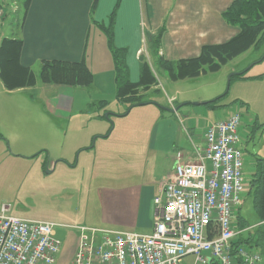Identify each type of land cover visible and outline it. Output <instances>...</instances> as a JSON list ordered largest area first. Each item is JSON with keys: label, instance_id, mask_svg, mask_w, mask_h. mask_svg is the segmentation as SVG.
Listing matches in <instances>:
<instances>
[{"label": "crops", "instance_id": "crops-1", "mask_svg": "<svg viewBox=\"0 0 264 264\" xmlns=\"http://www.w3.org/2000/svg\"><path fill=\"white\" fill-rule=\"evenodd\" d=\"M24 1L0 0L4 11L0 17V46L5 38L21 39V64L33 69L38 80L34 86L8 90L0 78L3 93L27 95L15 96L3 103V116H9L3 119V130H0L3 153L9 151L6 144L9 140L16 144L17 154L31 158L40 156L34 176L45 182L43 191L58 197L60 206L67 201V207L56 208V220L43 216L44 212L34 211L31 203L22 204L18 210L6 206L9 215L56 224L55 237L62 245L55 264H72L80 226L151 233L154 200L162 195L163 182L173 175L178 153L182 154V163L196 161L195 150L205 146L207 126L234 112H240L242 118L244 139L240 146L252 156L248 158L245 154L247 160H244V173L246 163L251 166L249 187H246L249 191L256 158L264 157V131L258 133L255 131L258 125L254 128L249 125L253 115L243 106L229 108L222 117L218 107H226V104H203L213 99L204 95L195 99L200 105L191 103L193 99L184 101L183 105L207 108H194L182 115L183 106L167 94L172 111L165 109L166 115L159 112L145 135L112 139L109 121L110 117L126 115L130 105L121 107L125 102L117 97V70L104 28L112 29L117 48L126 49L130 78L138 82L143 60L151 69L150 59L157 65L151 41L161 28L164 32L160 55L174 61L197 57L204 45L221 44L235 37L240 28L228 23L223 16L234 0H97L96 5L95 0H31L23 19ZM145 30L151 41L144 37ZM83 58L94 75L91 86L71 87L40 81L42 61L77 62ZM153 73L156 76L155 70ZM256 77L246 80L260 88L258 92L264 102V73ZM159 86L154 85L147 91ZM114 104H118L119 109H111ZM148 104L153 103L144 106ZM25 106L33 113L24 122L17 117ZM256 118L260 122L259 113ZM251 143L252 151L249 150ZM78 172L84 177L77 178L73 185L72 176ZM97 173L101 177H94ZM25 179L29 183L28 175ZM84 205L86 216L82 217ZM246 221L241 217L240 222ZM255 224L259 226V222ZM239 230L243 231L244 238H251L258 227ZM252 248L264 256L260 247Z\"/></svg>", "mask_w": 264, "mask_h": 264}, {"label": "built area", "instance_id": "built-area-1", "mask_svg": "<svg viewBox=\"0 0 264 264\" xmlns=\"http://www.w3.org/2000/svg\"><path fill=\"white\" fill-rule=\"evenodd\" d=\"M241 124L240 112L211 122L194 162L182 163L178 153L173 175L154 200L151 233L80 226L72 264H264L261 253L245 245L235 253L233 246L243 232L236 220L245 190ZM8 212L3 206L0 264H55L62 245L56 224Z\"/></svg>", "mask_w": 264, "mask_h": 264}, {"label": "rangeland", "instance_id": "rangeland-1", "mask_svg": "<svg viewBox=\"0 0 264 264\" xmlns=\"http://www.w3.org/2000/svg\"><path fill=\"white\" fill-rule=\"evenodd\" d=\"M156 33H158V31ZM149 35V32L145 30L144 37L147 40H149ZM148 45L149 44H147V46ZM263 54L264 40L258 46L252 47L248 51L229 61L217 72H207L197 78L180 80L171 79L169 74L161 69L158 63L156 65V63L150 59L153 67L152 69L153 71L155 70L158 84H160V86L157 89H151L147 91L146 94L142 95H144V99L150 100L153 104L136 106L131 111L129 109V112L126 115L116 116L114 118L110 117L109 121L111 123L112 131L111 138H119L118 140H120L122 136L147 134V131L152 127L154 120H157L158 113L160 112L166 115L167 113L165 109H171L167 102L168 96L174 97V99L177 100V103L183 106L180 109L182 115H186L189 111H193L194 108L196 110L204 108L205 106L196 107L194 105H183V103L185 104L184 101H190V99H193L191 103L195 104L196 102H199L195 99L204 95L212 96V100L218 99L214 103L215 105L220 102L221 104H226V107H218V110H220L218 113L222 115V117H224L226 112L229 111V108L237 106V108L240 109V106H243L245 110H249L253 115L249 118L251 119L249 125L253 128L258 125L259 129L255 128V131H258V133L264 131V102H262L261 95L258 92L259 87L256 88V85L247 83L248 81L246 80L248 77H251L249 79H254L253 77H256L257 75L256 78H258L260 74L264 73V58L261 59ZM17 96L22 97L27 95H25V93H13L11 95L3 93V87L0 83V130H3V119L9 118L6 114L5 117L3 116V103L9 98H17ZM126 104L128 103H121V107H126ZM34 106L40 107L36 104ZM113 106L114 108L111 107V109H119L118 104H114ZM28 107L29 106H25L21 108L18 112V120L21 119L25 122L27 121L26 119H29L28 115H31L33 112H31V109ZM242 112L246 113L244 110ZM258 113L261 118L260 122L256 118ZM104 114L106 115L107 112ZM200 116H202V114ZM81 118H90V116H82ZM243 119L246 120V117ZM240 134L243 141L244 136L241 132V128ZM6 144L9 151L4 154L3 139L0 138V213L5 205H8L11 209L18 210L22 204L31 203L35 207L34 211L44 212L42 213V215L45 214L43 216L57 220L56 208H62L63 206L67 207V201H63V206H60V203H58V197L43 191L42 187L45 185V182L40 181L34 176L37 169V160H40L41 157L35 156L31 158L19 155L15 152L18 151L15 143L7 140ZM241 148L244 150V160L246 159L245 154L249 156L248 158L252 157L248 154L247 150H245L244 146L241 145ZM252 148L253 143H251L249 150L252 151ZM246 164V171L244 173L245 190L242 192V197L246 198V201L241 209H237L236 220L240 221L241 217H243L247 219L249 223L255 225V223L259 222V218L253 207L252 199L247 196L246 187H249L247 184L249 183L251 176V166L249 167L248 163ZM47 170L48 168L45 169L46 172ZM78 174L79 172L76 176H72L74 178L72 180L73 185H75V180L77 178L83 179L84 177V174ZM27 175L28 178H30L29 183L27 181L28 179H25ZM62 175L67 176L66 173H63ZM99 176L101 177V175L97 173L94 177ZM86 178L88 179L89 175H87ZM88 203L89 202L85 204L87 205V209L89 207ZM85 205L83 206L84 210L81 211V214L83 215L82 217L86 216ZM66 210L69 211L70 208L68 207Z\"/></svg>", "mask_w": 264, "mask_h": 264}, {"label": "trees", "instance_id": "trees-1", "mask_svg": "<svg viewBox=\"0 0 264 264\" xmlns=\"http://www.w3.org/2000/svg\"><path fill=\"white\" fill-rule=\"evenodd\" d=\"M30 2L31 0L24 1L23 19L26 17ZM96 2L97 0L95 5ZM223 16L228 23L240 28L239 33L227 42L204 45L199 56L194 58L175 61L166 59L159 52L164 28L153 36L152 53L156 55L158 65L169 74L171 79L197 78L203 73L217 72L229 61L263 42L264 0H234L224 11ZM104 31L108 35L117 70V97L130 105L128 110L141 103H151L142 95L150 87L158 85L157 77L149 63L146 60L142 61L140 80L133 82L129 75L126 49L115 46L111 28H104ZM22 46L23 42L19 38H5L0 46V78L8 90L34 86L38 80L33 69L21 64ZM39 79L45 84L87 88L92 85L94 75L85 58L77 62L44 60L41 63ZM217 100L209 101L207 104L213 105ZM255 164L247 196L252 199L259 218V226L257 225L258 230H254L252 234L253 241L248 236L244 238L242 234L234 240L235 253L244 243L249 250L253 251L252 247L256 246L264 250V157L258 156ZM237 225L239 228H257L249 221L242 223L238 220ZM213 264L216 263L213 262ZM238 264H241L240 260Z\"/></svg>", "mask_w": 264, "mask_h": 264}, {"label": "water", "instance_id": "water-1", "mask_svg": "<svg viewBox=\"0 0 264 264\" xmlns=\"http://www.w3.org/2000/svg\"><path fill=\"white\" fill-rule=\"evenodd\" d=\"M263 57H264V55H263ZM262 57V58H263ZM144 104H146V103H141L140 105H144ZM196 105H200L201 103H199V102H196L195 103ZM203 104H207V102H203ZM170 111H172L171 109H170ZM106 116H109L108 114H106ZM49 171V170H48Z\"/></svg>", "mask_w": 264, "mask_h": 264}]
</instances>
